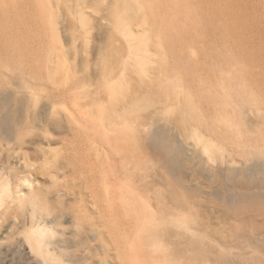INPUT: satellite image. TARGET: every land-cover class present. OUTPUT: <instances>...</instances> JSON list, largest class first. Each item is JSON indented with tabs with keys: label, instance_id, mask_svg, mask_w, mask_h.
Segmentation results:
<instances>
[{
	"label": "rangeland",
	"instance_id": "obj_1",
	"mask_svg": "<svg viewBox=\"0 0 264 264\" xmlns=\"http://www.w3.org/2000/svg\"><path fill=\"white\" fill-rule=\"evenodd\" d=\"M205 1L206 12H201L211 21L195 25L193 19L181 23V12L171 18L172 8L162 7L159 14L170 21H160L161 34L149 39L160 65L143 74L128 63L125 40L113 30V10L106 1L85 0L83 23H68L72 15L63 10L65 27L55 25L57 42L44 0H5L3 6L0 3L5 17H0V27L5 25L9 33L23 26L24 36L33 37L34 49H28L29 42L25 50L18 46L13 50L6 39H0V50L11 52L3 60L4 81L19 83L22 68L31 63L40 78L29 82L67 86V72L69 85L92 83L86 98L102 107L105 123L113 120L126 126L118 138L123 154L117 152L116 157L152 165L149 176L139 180L118 177V172L114 177L123 183L136 181L137 194L157 216L152 238L163 248L152 254L149 244L144 255L150 260L165 253L169 258L187 257V264H211L202 246L210 239L220 240L216 229L204 228L212 220L217 225L234 224L225 230L227 261L232 262L237 253H251L253 260L247 264H262L255 259L264 260L263 243L248 241L244 235L255 231L251 224L264 220V0H256V7L254 0ZM56 44L67 52L68 63L72 60L68 71L56 67ZM106 79L123 80L125 87L110 96L103 85ZM216 127L224 136L217 138L208 160L193 147V130L211 136V128ZM117 198L116 193L110 199L103 193V210L126 218ZM238 206L245 209L238 211ZM181 216L190 230L173 222ZM110 240L113 234L104 229L103 242ZM114 241L115 250H100V264H125L118 235Z\"/></svg>",
	"mask_w": 264,
	"mask_h": 264
},
{
	"label": "bare ground",
	"instance_id": "obj_2",
	"mask_svg": "<svg viewBox=\"0 0 264 264\" xmlns=\"http://www.w3.org/2000/svg\"><path fill=\"white\" fill-rule=\"evenodd\" d=\"M4 1L0 0L2 6ZM84 1L44 0L43 5L53 21L54 35H57V25L65 27L63 10L72 15L68 23L85 21L81 10ZM104 1L113 10V30L125 40L128 63L143 74L160 65L156 52L150 49L149 39L161 34L160 21H170L159 14L162 7L172 8L168 13L171 18L181 12V23L191 19L194 25L202 24L203 20L211 21L201 12H206L205 0ZM163 2L167 4L161 6ZM258 3L254 0L255 7ZM7 20L10 17L7 16ZM137 23L140 27L135 26ZM253 24L257 25V21ZM22 27L8 33L5 25L1 26L0 39H6L13 50L15 46L25 50L29 42L28 49H34L33 37L24 36L25 28ZM56 35L55 41L59 42ZM55 47L57 60H53L57 65L53 64L68 71L72 60L68 63L67 52L60 45ZM0 51V264H100V250H115L117 235L124 246L125 264H187V257L169 258L164 253L161 258L150 260L148 254L144 255L149 244L152 254L163 248L152 238V231L158 226L157 216L149 212L147 204L137 194L138 187L133 186L136 181L123 183L115 181L114 177L118 172V177L139 180L149 176L152 165H139L129 157L120 161L116 157L117 152L123 154L118 149V138L124 134L126 126H118L113 120L105 123L102 107L86 98L92 92V83L69 85L72 83L67 72L64 75L67 86L29 82L28 79L35 81L40 77L28 63L17 77L19 83L6 84L3 60L11 52ZM76 54L73 59L78 57ZM103 85L110 96L119 94L125 87L123 80L106 79ZM222 131L219 127L211 128V136H208L195 128L193 147H198L209 160L217 138L224 136ZM140 169L142 172H138ZM139 185L142 184L139 182ZM103 193L107 199L116 193L126 218L119 212L113 213L114 210H103ZM235 209L243 211L245 208ZM173 222L190 230L182 216ZM250 226L256 228L255 231L244 236H248V241H260L264 245V220ZM233 227L232 222L225 221H220V225L212 220L204 224L206 230L216 229L220 238L210 239L206 247L202 246L211 264H247L253 260L251 253H237L232 262L224 258L225 230ZM104 229L113 234L114 240L103 242ZM257 258V262L264 264L261 262L264 260Z\"/></svg>",
	"mask_w": 264,
	"mask_h": 264
}]
</instances>
